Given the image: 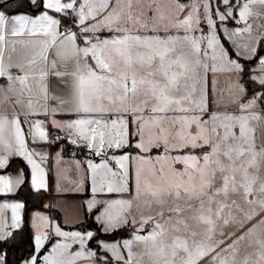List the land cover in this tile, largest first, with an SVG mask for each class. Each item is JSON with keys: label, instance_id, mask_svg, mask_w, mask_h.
<instances>
[{"label": "snow or ice", "instance_id": "snow-or-ice-1", "mask_svg": "<svg viewBox=\"0 0 264 264\" xmlns=\"http://www.w3.org/2000/svg\"><path fill=\"white\" fill-rule=\"evenodd\" d=\"M10 3L14 4L15 0L0 3V43L4 42L6 33L13 37L41 35L45 39L35 56L47 59L44 53L55 46L57 55L72 59L76 66L72 73L78 82L77 100L72 109L76 118L64 124L54 121V126L68 130L71 143L83 142L97 156L106 155V150L112 148L129 150L119 158L112 157L119 171L110 168L107 160L99 164L88 162L92 171L93 198L86 203L89 211L97 204L104 205L96 217L103 224V230L107 232L137 223L141 226L133 234V240L123 242L126 258L116 244H102L101 247L110 250L118 264L120 261L123 264H264V238L248 242V248L253 249L251 252L245 249L242 253L239 247L240 241L247 240L258 226H264V178L257 174L258 158L264 161V142L257 145L255 129L250 125V121L264 120V57L258 59L250 77L260 85L261 91L247 100L233 98L241 114L224 116L229 123L222 124L223 135L217 133L216 127H208V121L202 115L206 105L197 104L200 114L186 106L197 103L192 93L201 79L200 70L205 74L216 73L218 59L224 65L221 71L237 74L246 71L223 48L217 52L219 40L214 34L212 17L218 16L223 22L232 16L230 0H223L226 12L217 10L212 15H209L207 2L203 3L201 14L198 0H193L190 5L171 0L177 12L190 9L187 15L174 18L164 15L161 0H136L138 15H134L133 0H127L126 6L123 0H83V3L79 0H26V4L42 5L55 13L71 16L75 12L79 32L91 34L85 36L83 47L77 44L78 35L71 28L63 32L61 39V33L57 31L60 21L48 12L35 17L24 13L9 14L3 9ZM144 3H147V11L142 7ZM255 3L264 5V0H247L240 8L241 21L250 14L249 5ZM147 12L152 15L148 16ZM201 18L208 23V34L197 39L189 33L193 31V22L199 25ZM89 20L91 23H86ZM149 21L153 22L150 28ZM129 25L140 28L133 31ZM170 26L183 29L182 38L172 36ZM104 29L112 34L109 38L95 35ZM140 29H149L156 34L143 35ZM250 30L251 27L246 25L242 30L233 31L229 39L239 35L240 31ZM160 31L165 34L159 35ZM201 40H206L208 48L212 49L211 64L207 62V50L201 47ZM28 43L35 44V41ZM177 44L181 45L179 54ZM185 46L187 51L183 50ZM255 55L253 48L247 58L252 59ZM2 56L3 49L0 48ZM89 57L95 60V66H90ZM35 62V57L29 61ZM5 75L0 61V77ZM16 79L23 84L25 77ZM8 80L13 81V77L8 75ZM235 87L239 93L245 92L243 85L237 83ZM4 102L13 103L7 95ZM258 106L260 112L250 111ZM211 119L216 121L220 117L212 113ZM237 126L238 134L232 132ZM34 128L33 139L36 135L42 141L47 139L40 122H36ZM212 133H217L215 138ZM24 136L17 119L0 116V146L27 160L32 166V187L39 191L46 188V184L43 169L33 157L39 155L41 161L45 157L43 153L27 150ZM13 138L14 145L10 143ZM185 149L203 151L193 153L185 152ZM153 150L158 151L154 156L149 155ZM6 164L7 159L0 157V168ZM22 183V172L15 178L0 175V195L12 193ZM133 183L135 195L123 198L124 193L132 192ZM98 193H116L121 198L98 200ZM237 197H242L249 205L248 210L238 204ZM141 202L147 207V214L141 209ZM134 205L140 213L139 219L132 212ZM24 207L19 202L0 203V240L13 236L9 228L21 227L20 212ZM233 208L243 219L233 215ZM4 209H11L10 225L3 220ZM37 219L39 224L35 222ZM229 223L238 227L227 234L221 230L222 238L217 239L221 224L227 226ZM145 226L150 230L146 235L139 234L145 231ZM33 227L36 228L34 251L37 254L53 228L57 237L78 242L82 249L69 258L65 255L69 245L57 243L47 256H43V264H75L77 259L91 260L95 255L83 250L94 235L91 231L84 234L64 232L39 213L34 216ZM134 242L143 245L139 255L133 252ZM29 256L23 264H41L39 255L30 253ZM0 264H5L2 255Z\"/></svg>", "mask_w": 264, "mask_h": 264}, {"label": "crops", "instance_id": "crops-1", "mask_svg": "<svg viewBox=\"0 0 264 264\" xmlns=\"http://www.w3.org/2000/svg\"><path fill=\"white\" fill-rule=\"evenodd\" d=\"M245 2H247V0H233L230 2L233 4V22L229 24L221 23L217 27L222 37L232 47L234 53L242 58H247L251 55V50L253 48L256 50L260 39L264 37V27H262L264 26V5H260L259 3L250 4V14L246 17L245 21H241L239 12ZM3 10L9 14L24 13L32 17L48 12L49 15L58 21L61 20L62 15H65L63 13H55L44 9L42 5L41 8L35 12L9 8ZM69 11L71 12L72 10ZM246 25L251 27L250 32L240 31L239 35L232 36L231 39H229L233 31L242 30ZM62 27L63 25L61 24L57 27V31L61 33V39H63ZM44 39L45 37L41 35L28 36L25 34L20 37H13L8 33L5 34L4 42L0 43V48L3 49V56L0 57V61L3 62L6 72L5 76L0 77V89H4L3 92H0V116H7L9 119H17L20 122L21 131L25 134L26 149L38 154L43 153L45 157L43 161H41L39 155L34 156L33 159L43 169V179L46 188L40 190L46 191V196L42 200V205L44 207L48 205V207H45L48 210L35 209L41 212L43 216L48 217L51 222L55 221L54 223L61 229H76L72 226L82 222L86 215L93 213L94 222L100 230L104 232L96 219L102 204L95 206L89 211L86 203L87 200L93 198L92 190L88 182L90 170L88 168V162L92 161L93 163L99 164L101 161L107 160L108 164L111 165V160H113L112 157L117 158L122 153L128 152V150L116 151L117 149L112 148L106 150V155L97 156L94 151H90L84 146L83 142H81L74 145L84 146L96 158L64 156L60 143L50 141L51 133H60V135L65 137L64 139L70 142L71 138L68 135V130L55 127L53 122L64 124L75 119V115L69 108L71 97L69 94H63L58 88V79L61 78L64 58L57 55V48L55 46L49 47L47 52L44 53L47 59H40L39 56H35V52L41 49V41ZM14 41L16 43H13ZM20 41H24V43H20ZM30 41H35V44L28 43ZM13 49L15 50L13 51ZM34 57L36 62L29 63ZM260 57H264V53L257 57V63ZM91 62L92 65L95 64L94 59L93 61L91 60ZM21 66L23 67L21 68ZM81 68H83L82 64ZM13 71L17 72L16 76L12 75ZM8 75L13 77V81L8 80ZM17 77H25L24 83L21 84L19 80L16 79ZM5 95L9 96L13 103H5ZM17 101L19 102L16 103ZM29 101L31 102V108L29 107ZM36 122L41 123L42 130L46 133V140H40L38 135L33 139V135L35 134L34 125ZM5 136L8 137L7 131L5 132ZM10 143L14 145V138L10 140ZM0 157H5L7 159L6 166L0 168V175H8L9 177L15 178L21 172L23 173V183L18 188H15L12 193L0 195V203H23V200L17 196L16 193L25 181H27L30 190L36 191L32 187V166L23 156L13 155L3 146H0ZM25 170L28 175L27 180L25 177ZM52 211H54V213ZM28 213L26 216V223L27 219L29 220ZM23 214L24 208L20 212L21 226L24 221ZM11 215V209L3 210V220L9 225L11 224ZM8 230L14 231L16 229L13 230L9 228ZM29 230L33 243L32 255H39L41 257L44 249L50 244V241H48V239L45 240L40 253H35L34 235L36 233V228L35 232L31 233L30 225ZM99 240L100 239L96 240L98 245H100ZM2 241L3 240H0V243ZM47 241L48 243H46ZM0 255H2L1 251ZM2 256L5 258V255ZM29 258L30 256L20 260L17 264H23V261Z\"/></svg>", "mask_w": 264, "mask_h": 264}, {"label": "rangeland", "instance_id": "rangeland-1", "mask_svg": "<svg viewBox=\"0 0 264 264\" xmlns=\"http://www.w3.org/2000/svg\"><path fill=\"white\" fill-rule=\"evenodd\" d=\"M1 1H3V0H0V2ZM232 1L233 0H230V2H232ZM79 2L83 3V0H79ZM123 2L126 6L127 0H123ZM180 2L183 4H186V5H190L193 2V0H180ZM204 2H207L210 5L209 15H212V13L216 12L217 10H219V12H226L227 11L226 6L222 3L223 0H198V3H200V5H201V7H200L201 14L203 11L202 6H203ZM217 3H218V8H217ZM161 4H162V11L164 12V15L166 17L171 16L174 18L176 15L183 17V16L187 15L188 11L190 10L189 8H185V10L183 12H177L175 10V5L171 3V0H161ZM142 7L145 9V11H147V3H144L142 5ZM133 8H134V15H138L139 9H138V6L136 4V0H133ZM78 10L79 9L77 7V11ZM125 10H126V7H125ZM85 12H87V9H85ZM74 13L72 12L71 16H69V15H62L61 16L62 17L61 19L64 23L63 27L66 26L68 28H71L78 35L77 44L79 46L83 47L84 46L83 40H84L85 36L91 35V34H84V33L79 32V21H78V18L76 17V13L75 14ZM147 15L151 16L152 13L147 12ZM195 15L196 14L194 13V16ZM212 18H213V23L215 25L214 34L216 35L217 39L219 40V45L217 46V52H219L220 48H223L226 52H228L227 49L222 44L221 38H223V37L220 34V32L218 31L217 27L221 23H228V24L232 23L233 17L228 16L227 19L224 20L223 22H221L218 19V16H213ZM142 19H143V17H142ZM74 20H75V23H73ZM86 23H91V21L90 20L86 21ZM148 23H149V28H150L151 24L153 22L149 21ZM165 23H167V21H165ZM129 27H133V31H135L137 28H140L139 25H135V26L129 25ZM140 32L143 35H154V34H156V33L151 32L149 29H140ZM170 33L174 37L182 38V36L184 35V30L183 29L177 30L174 27L170 26ZM158 34L163 36L165 33L163 31H160ZM207 34H208V23L206 20L201 18V22L199 25H196L195 22H193V31L191 33H189V35L193 36L194 38L201 39L202 37L206 36ZM95 35L100 36L101 38H109L112 34L109 33L106 29H104V30H101V31L95 33ZM201 47L203 49L207 50V57H206L207 62L209 64L213 63V61L211 59L212 49L208 48V44H207L206 40H201ZM231 49H232V47H231ZM183 50L187 51V47L185 46V48ZM180 51H181V45L177 44V54H179ZM233 53H234V51H233ZM113 55H114V53H113ZM234 55L236 56V58H231L230 55H229V57L233 60H236L238 63L241 64V66H243V65L239 61V59L245 60L247 62V63H245V67L249 70L248 77L250 78L251 75L253 74V72H252L253 68H255L257 65V62H256L257 57L254 58V56H253L252 59H248V58L239 57L235 53H234ZM83 59L84 58L82 57V60ZM88 59H91L93 61V59L91 57H89ZM249 61H251V62H249ZM94 62H95V60H94ZM215 63H216L217 69H218L216 73L208 72L205 74L202 69L200 70L201 79H200L199 83H197L196 91L194 93H192L193 99L197 103L191 104V105H186V106L193 108V109H196V114H200L199 109L197 108V104H200L201 106L206 105V111L202 115H203V118L208 121V127L210 129L212 127H216L217 133L220 135H223L225 133V128L222 126V124L229 123L228 121L224 120V116L226 114H231V115H240L241 114L239 111V108H238V104L233 103V98L234 97H236V98L242 97L243 100L250 99L254 94L261 91V88H255L252 86L245 87L243 85L241 73L237 74L235 72H229L227 70L221 71L220 68L224 67L223 63L219 59ZM93 65L95 66V64H93ZM93 65L90 63V66H93ZM75 67L76 66H75L72 59H70V58L65 59L64 58L63 71L61 74V78L58 79V88L62 91L63 94L64 93L69 94V96L71 97V102L69 105L70 106L69 108L71 110L74 108L76 100H77L76 86H77L78 82L76 81V78L72 75V73L75 71ZM237 83H239L240 85H243V87L245 89V92L243 94L239 93L238 89L235 87ZM230 89H231V92H230ZM250 111L260 112L261 107L258 106L255 109H252ZM212 113L217 114L220 117V119L213 121L211 119ZM250 125L253 129H255V136L257 138L256 139L257 145L264 142V120L250 121ZM232 132L238 134L239 133V127L237 126L235 128H232ZM217 133H212L213 138L216 137ZM63 138H65V137L60 135V133H51L50 134V141H53L56 143H58ZM126 150H128V149H117L116 151H126ZM157 151L158 150H153V152L149 153V155L154 156ZM184 151L185 152L191 151L193 153H200L201 151H203V149H185ZM114 152H115V150H114ZM117 158H119V157H117ZM258 166H259V171L257 174L261 178H264V161H261L260 158H258ZM109 167L112 168L114 171H119V168L116 165L115 159L111 160V165H109ZM88 182H89L90 189L92 190V171L91 170H89ZM129 195H135L134 183L132 186V192L131 193H124L123 198H127ZM113 198L119 199V198H121V196L116 194V193H112V194H108V195H103V194L98 193L96 196V199H98V200L113 199ZM236 199H237L238 204L241 205L245 210L249 209V205H247L244 202L242 197H237ZM98 205H100V204H97L96 206H98ZM103 208H104V205L102 204V207L99 209L98 215H100V213L103 211ZM141 209L143 210V212L145 214L148 213L147 207H145L142 202H141ZM30 210L31 211H29V213H28L29 220L27 219V223H28L29 228L31 225V233H34L35 232V228L33 227L34 216L37 213H39L40 215H43V214L41 212H38V210L35 208H31ZM132 212H133V214H135L137 216V219H139L140 213L137 210L135 205L133 206ZM232 212H233V215L238 216L240 219H243V216L235 208L232 209ZM35 222L38 224L40 223V221L38 219ZM54 222H52L53 225L57 226ZM98 224L101 225V229L103 230V224L100 222H98ZM140 227H141L140 224L137 223L136 225L129 224V225H124V226H119V227L115 228L114 230H109L107 232H105L104 230H103L104 232H102L100 230L102 233H109L111 231H115V230L119 229L121 234H123V233H125V234L129 233V234H127L126 236H121V237L113 238V239L98 238V239H100L99 240L100 245H98L96 243V240H98V239L94 240V243H96L98 245V248L100 249V252L98 254L92 248L89 247V245L87 243L88 241H87L85 243L83 250L93 252L95 254L94 257L91 260L77 259L75 261V264H118L117 260L113 256V253L110 250H106L105 248L101 247V245L102 244H109V245L110 244H116L118 246V249L120 250L121 254L124 255L126 258L127 252L123 249V242L125 240H133V234ZM236 227H238V225H235L233 223H229V225H227V226H224L223 224H221L220 229H218V231H217L216 238L217 239L222 238L219 235V232L221 230L225 234H227L231 231H234ZM61 230L64 232H68V233L80 232L82 234L90 231L89 229H86V228H76V229H64V228H62ZM149 230H150V228L148 226H145V231H143L139 234L146 235ZM48 234H49L48 241H50V244L48 245V247H46L44 249V252H43L42 256L40 257L41 264H43V256H47L52 251V248L57 243H67L69 245V248L65 252V255L68 256L69 258H71V255H74L75 252L82 250L80 247V244L78 242H73L71 239L64 240L61 237H57L55 235L54 228L52 230H49ZM258 238H264V226H258L254 230V232L251 234V236L248 237L247 240L240 241L239 247L241 249V252L243 253L245 249H247L249 252L253 251V249L248 248V242L250 240L254 241L255 239H258ZM48 241L46 243H48ZM228 243H231V241H228ZM0 244H2V245H0V250H3V249L5 250L6 244H5L4 240ZM87 247L90 249H88ZM142 250H143V245L137 244L135 242L133 243V252H135L139 255V253H141ZM146 260H147V258H145V261ZM119 264H123V261H120Z\"/></svg>", "mask_w": 264, "mask_h": 264}, {"label": "trees", "instance_id": "trees-1", "mask_svg": "<svg viewBox=\"0 0 264 264\" xmlns=\"http://www.w3.org/2000/svg\"><path fill=\"white\" fill-rule=\"evenodd\" d=\"M1 1L0 3H2ZM9 9H20L27 12H35L36 10H39L40 7H36L31 5L30 3L26 4V0H15V3L9 4ZM62 18V17H61ZM60 24L64 25L62 19L60 20ZM222 44L227 49L229 55L231 58H236V56L233 53V50L229 46V44L221 38ZM264 53V39H260L257 47H256V55L255 57H258L259 55ZM238 58V57H237ZM253 58V59H254ZM239 61L242 63V67H245V63H247L245 60L239 59ZM251 62V61H249ZM249 70L246 68L245 72H242V80L243 85L245 87H255L260 88V85L252 81L248 77ZM62 149V153L64 156H75V157H92L93 156L90 151H88L84 146L82 145H74L71 142H69L66 139H61L59 141ZM27 171L25 170V177L27 180ZM17 196H19L25 205L24 207V221L20 228L13 231V236L9 237L8 239L4 240L6 244V251H5V259L6 264H17L20 260L26 258L29 256V254L33 252V243L31 239L30 230L28 228V225L26 223V216L28 211L31 208H37L42 210H48L42 205V200L46 196V191L39 190V191H32L30 190L27 181L24 182V184L19 188L18 192L16 193ZM54 213V211H52ZM51 212V213H52ZM73 228H86L89 229L94 235L93 237L88 240V245L90 248H92L97 254L100 252V249L98 248V245L94 243V240L98 238H105V239H113L118 238L121 236H126L129 233H123L121 234L120 230L117 229L115 231H111L109 233H102L100 231V228L96 225L93 219V213H90L89 215H86L84 217V220L76 225L72 226ZM2 245V244H0Z\"/></svg>", "mask_w": 264, "mask_h": 264}, {"label": "built area", "instance_id": "built-area-1", "mask_svg": "<svg viewBox=\"0 0 264 264\" xmlns=\"http://www.w3.org/2000/svg\"><path fill=\"white\" fill-rule=\"evenodd\" d=\"M66 29H68V27H66V26H64L63 28H62V31L64 32ZM12 75H14V76H16L17 75V72L16 71H13L12 72ZM1 251V254L2 255H5V251H6V249L4 250H0Z\"/></svg>", "mask_w": 264, "mask_h": 264}, {"label": "water", "instance_id": "water-1", "mask_svg": "<svg viewBox=\"0 0 264 264\" xmlns=\"http://www.w3.org/2000/svg\"><path fill=\"white\" fill-rule=\"evenodd\" d=\"M90 63L92 64L91 60L89 59Z\"/></svg>", "mask_w": 264, "mask_h": 264}]
</instances>
